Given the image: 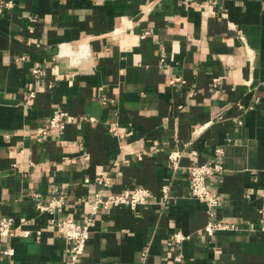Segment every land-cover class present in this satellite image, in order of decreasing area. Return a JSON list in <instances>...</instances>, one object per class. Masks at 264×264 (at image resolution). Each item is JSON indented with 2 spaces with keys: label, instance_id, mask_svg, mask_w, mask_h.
<instances>
[{
  "label": "crops",
  "instance_id": "1",
  "mask_svg": "<svg viewBox=\"0 0 264 264\" xmlns=\"http://www.w3.org/2000/svg\"><path fill=\"white\" fill-rule=\"evenodd\" d=\"M57 108L74 120L38 140ZM218 146L214 219L234 229L209 237L187 166ZM103 176L151 203L95 214L79 264H264V0H0V218L17 230L0 264H65L37 204L63 195L56 215L81 221Z\"/></svg>",
  "mask_w": 264,
  "mask_h": 264
},
{
  "label": "built area",
  "instance_id": "2",
  "mask_svg": "<svg viewBox=\"0 0 264 264\" xmlns=\"http://www.w3.org/2000/svg\"><path fill=\"white\" fill-rule=\"evenodd\" d=\"M215 3H217V0H215ZM207 7V4L199 5V9H202L203 12H207ZM33 73H40V69L34 68ZM29 96L33 97V93ZM241 108L243 109L244 106H241ZM74 118L75 116L70 112L57 108L54 110L48 124L38 128L36 134L38 140H42L43 136L51 134L52 131L64 129L67 124L74 120ZM239 123L241 124L242 121L240 120ZM191 154L195 156L196 151H191ZM215 154L217 156L216 159L187 166L191 194L203 200L207 205L209 220L204 228V233L209 237L214 236L218 231L234 229L233 224L214 219V208L219 204V196L212 190L210 181L225 172V167L221 160L224 155V147L218 146L215 149ZM169 157L174 168H179L181 152L173 151L169 154ZM97 182L100 185V188L94 195L93 202L91 203V212L81 221H78L73 216L61 217L56 215L55 212L59 208H62L66 203L63 195L52 197L47 204L41 202L37 204L39 210L53 213V216L50 219V224L55 228L56 232L65 238L68 244V258L66 259L65 264H79L80 258L86 250L87 242L90 237L91 227L94 222L93 216L100 210H107L113 206L122 204L129 206L131 209H135L139 205L151 203V193L146 188L138 187L133 190L125 189L121 192H112L109 190V187L111 186L110 176L100 177ZM162 190L165 198H169V186H163ZM16 234L17 230L13 226V221L9 217H1L0 235L4 237H12ZM23 234L24 236H28L30 231L26 230ZM36 235L40 236L41 231H37ZM188 238L189 235L185 234L182 230H177L173 232L170 240L167 242V246L175 252L173 256L175 262H181L183 260L184 254L180 247ZM4 253L13 255L14 249L6 248ZM143 255L145 256L146 252Z\"/></svg>",
  "mask_w": 264,
  "mask_h": 264
}]
</instances>
